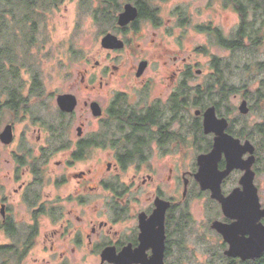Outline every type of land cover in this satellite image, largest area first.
Returning a JSON list of instances; mask_svg holds the SVG:
<instances>
[{
	"label": "flooded vegetation",
	"instance_id": "1",
	"mask_svg": "<svg viewBox=\"0 0 264 264\" xmlns=\"http://www.w3.org/2000/svg\"><path fill=\"white\" fill-rule=\"evenodd\" d=\"M79 1L81 6L96 1L99 7L93 12L95 22L111 25L110 32H102L101 40L111 35L123 44L122 49L103 48L107 52L135 56L136 46H140L136 40L142 34L141 27L145 24L160 29L163 25L157 1L165 0ZM224 5L232 8L240 21L245 11H248L247 20L252 13V20L248 22L260 25L258 37H244V48L240 50H245L247 43L256 48L263 45L264 0L252 3L242 0L237 9ZM126 6L135 10V16L119 25ZM178 11V23L186 27L189 17H184L180 8H176L175 13ZM199 27L218 29L208 24L196 25L195 30ZM139 50L143 51L140 47ZM126 61L123 66L128 67L124 69L111 64L98 76L92 74L87 79L88 75L83 74L80 84L87 98L80 108L77 95L64 93L75 96L77 105L71 113L57 109L59 122L55 125L44 124L36 114L37 108L44 106L37 75L31 74L26 62L23 68L19 63L6 64L9 77L8 86L0 87V126L6 114L12 120L1 127L0 133L11 126L12 140L9 144L0 143L4 149L15 147L8 154L10 158L4 160L6 173L0 175V264H23L29 255L36 253L57 256V264H70V254H82L85 263L117 264L103 260V253L115 261L124 257L130 264H141L139 261L150 264L158 244L163 245V264H171L170 260L181 251L182 232L190 231L195 221L191 203L199 199L209 202L211 216L214 210L218 212L216 218H208L207 228L221 238L211 228L213 222L230 224L231 221L223 216L211 192L202 190L197 180L198 158L210 154L216 138L214 133H205L203 127L204 113L209 108H214L217 119L226 120V135L238 140L241 146L246 143L252 146L253 153L244 154L242 159L254 158L251 171L260 200L258 166L264 149V122L250 124L248 120L252 115V119L264 117V86H255L253 90L238 87L239 115L231 119L230 109L225 107L228 92L223 94L218 86L203 89L188 84L192 66L185 64L184 68L165 72L160 77V85L154 87L153 77L148 75L150 57L136 56ZM141 65H144L142 70ZM95 66L98 68L99 63ZM22 71L30 74L28 83L19 82ZM214 73L213 70L211 76ZM93 103L98 106L96 116L91 109ZM243 103L245 113L239 110ZM191 109L194 111L189 116ZM74 118L79 126L76 138L71 139L69 119ZM23 122L29 123L27 129L39 125V132L45 130L37 137L38 152L27 139L26 130L17 136V123ZM67 151L69 155L64 164L56 165L62 169L57 175L51 166L52 158L56 153ZM189 153L194 158L190 169L181 171L179 163L174 162L165 175V158H183ZM95 157L98 161L110 159L104 163V171L93 165L70 172L76 168L75 164ZM225 168L222 154L217 169L222 172ZM244 173L233 170L222 180L224 196L239 187ZM166 184L170 185V192H166ZM261 222L264 224V219ZM221 247L224 251L227 249L222 238ZM42 263L50 261L43 259Z\"/></svg>",
	"mask_w": 264,
	"mask_h": 264
},
{
	"label": "rangeland",
	"instance_id": "2",
	"mask_svg": "<svg viewBox=\"0 0 264 264\" xmlns=\"http://www.w3.org/2000/svg\"><path fill=\"white\" fill-rule=\"evenodd\" d=\"M224 4V0L157 1L163 18L162 28L156 29L145 24L141 27L140 33L142 32V34L138 36L136 42L140 44L139 47L143 53L136 46L137 54L135 56H130L127 52H107L101 47V34L102 32H110L111 25H100L95 22L93 12L97 6L99 7L96 1L81 6L79 0H64L55 7H39L32 15L33 20L37 22L33 31L34 45L28 49L24 58L27 68L32 70L31 74L37 75L42 86L40 101L44 102V106L38 107L36 114L44 124L55 125L59 122L57 95L64 93L77 95L81 108L82 102L88 96L80 84L83 74L88 75L87 79L92 74L98 76L106 65L111 64L119 65L123 69L124 66L127 68L128 65L123 66V63L127 62L126 59L136 56L137 58L143 56L151 58L148 75L153 77L154 87L160 85V77L165 72L170 73L177 68H184L186 64L192 66V77L188 84L191 87L207 88L212 78V57L221 60L230 85L247 86L250 90H253L255 86H264V44L256 48L251 46L252 43H249V46L247 43L245 50L232 52L216 45L211 35L195 30L196 25L209 24L220 29L225 37L232 38L240 23V18L232 8L226 7ZM176 8H180L184 17H189L186 27H181L178 23L179 11L175 13ZM169 18L173 19L168 20ZM248 20H252V13ZM254 25H256L255 30L260 27L255 23ZM153 40L155 44L152 43ZM197 49H203V52H199ZM95 63H99L98 68ZM198 71L200 74H197ZM25 81L27 83L30 81V74L22 71L19 82L24 83ZM240 102L239 93L229 96L225 107L230 109L231 119L238 118L237 108ZM80 108L76 117L80 113ZM193 111L191 109L189 116L193 114ZM252 118L253 115L248 120L250 124L264 122V117ZM11 120V116L6 114L0 129ZM69 121L71 122V127L68 129L70 138L74 139L79 121L75 118L69 119ZM28 126V122L17 123V136L19 137L21 132L26 130V133L28 132L27 139L35 147V152H38L37 137L45 130L39 132V125H32L27 129ZM89 129L92 128L89 127ZM14 147L15 145L12 148L4 149L0 143V175L6 173L8 168L4 160L10 158L8 154ZM68 155V151L54 154L51 166L57 175L62 170L56 167L57 163L64 164ZM260 157L258 184L260 202L264 207V149L261 150ZM107 160L110 159L101 158L98 161L96 157L90 158L75 164L76 168L70 169V172L93 165L104 171V163ZM174 162L179 163L181 171H184L194 165V158L190 153L183 158H165V175H167L168 167H172ZM232 182L231 180L230 184ZM169 188L170 185L166 184V192H170ZM204 200L199 199L191 203L195 221H193L190 231L182 232L181 251L174 260H170L171 264H222L225 262L221 238L207 228L208 218H216L218 212L216 213L214 210L211 216L208 213L209 202ZM82 256V254H70V264L77 262L79 264H93L87 261L85 263L81 258ZM56 257L44 253L31 254L23 264H43V259L50 261L48 264H57L59 260Z\"/></svg>",
	"mask_w": 264,
	"mask_h": 264
},
{
	"label": "water",
	"instance_id": "3",
	"mask_svg": "<svg viewBox=\"0 0 264 264\" xmlns=\"http://www.w3.org/2000/svg\"><path fill=\"white\" fill-rule=\"evenodd\" d=\"M135 16V10L126 6L125 12L119 17V25H124ZM101 47L104 49H122L123 44L111 35L105 36L101 40ZM144 65H141V69ZM200 74V71H198ZM58 109L65 113H71L77 105L75 96L69 94L58 95L56 98ZM93 115L98 113V106L91 105ZM239 110L245 113L243 103ZM227 122L224 119H217L214 108H209L204 113L203 127L205 133H214V148L210 154L198 158L199 171L197 180L202 190H209L211 198L220 205L223 216L230 220V224L213 222L211 228L215 230L227 245L224 255L227 258L239 259L242 262L254 261L264 254V208L261 206L257 189L254 186V173L251 171L254 158L251 156L243 160L246 153L252 154L253 148L249 143L241 146L238 140L233 139L224 133ZM12 140L11 126H7L0 133V141L9 144ZM225 155L226 168L219 172L217 163ZM233 170L244 171V175L239 181V187L232 190L230 194L224 196L221 191V182ZM162 212L163 209H162ZM157 251L151 258L150 264H163V245L158 244ZM103 260L116 262L117 264H130L129 260L120 257L110 259L107 253H103ZM141 264H145L142 263Z\"/></svg>",
	"mask_w": 264,
	"mask_h": 264
},
{
	"label": "trees",
	"instance_id": "4",
	"mask_svg": "<svg viewBox=\"0 0 264 264\" xmlns=\"http://www.w3.org/2000/svg\"><path fill=\"white\" fill-rule=\"evenodd\" d=\"M63 1L64 0H0V87L2 86L4 88L8 86L7 81L9 76L6 70V64L14 65L19 63V65H22L21 68H23L27 51L34 45L33 31L36 28L37 22L33 20V13L36 12L39 7H55ZM241 1L242 0H224L225 4H229L236 9L241 5ZM247 1L251 3L254 2V0ZM248 5L250 4L248 3ZM247 14L248 11H245V14H243L244 17L241 19L235 35L232 38H224L220 30L211 29L210 27H199L198 31L213 35L215 44L222 48L232 52L240 50L244 48V37L248 36L250 39L258 37V30H255L253 22H248L245 18ZM251 46L256 47L254 44H251ZM21 47L23 49L21 51L18 50ZM197 51L203 52V49H197ZM212 68L215 73L211 76L212 78L210 79V84H208L209 86H218L220 88L219 91H222L223 94L228 92V94L231 95L238 92V87L229 84L220 59L215 57L212 58ZM37 84H40V82ZM209 86L207 88H209ZM1 93L0 90V95ZM224 259L225 262L222 264H264V254L254 261L241 262L238 259H230L225 256Z\"/></svg>",
	"mask_w": 264,
	"mask_h": 264
}]
</instances>
